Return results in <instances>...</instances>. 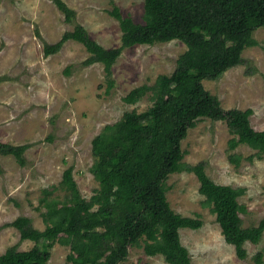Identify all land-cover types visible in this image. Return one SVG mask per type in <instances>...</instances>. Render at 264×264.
Wrapping results in <instances>:
<instances>
[{
    "label": "rangeland",
    "instance_id": "rangeland-1",
    "mask_svg": "<svg viewBox=\"0 0 264 264\" xmlns=\"http://www.w3.org/2000/svg\"><path fill=\"white\" fill-rule=\"evenodd\" d=\"M64 1L76 10V22L106 48L121 45L119 21L109 13L114 6L124 16L144 22V0ZM73 27L51 0H0V142L29 144L23 154L25 165L14 155L0 154V253L13 245L20 250L34 245L21 239L12 222L24 215L44 229L40 199L45 190L53 197L66 194L55 186L67 167H72L85 198L99 187L91 172L93 138L126 111L140 112L152 105L149 95L135 104L125 102L123 97L131 88L151 85L160 74L186 73L177 64L187 49L181 40L135 45L125 48L113 65L115 85L106 93L104 65L85 64L89 53L82 43L70 40L58 52L45 55L44 45L58 41ZM254 37L259 45L243 53L252 72L248 73L247 64H240L202 83L225 109L251 108L252 126L264 130V26L254 31ZM232 137L225 121L202 118L182 141L181 150L185 162L206 161L207 173L216 182L246 189L239 201L248 209L241 214L243 226L250 227L264 218V155L250 160L256 151L245 143L229 150ZM230 153L242 155L240 165L229 161ZM167 183L171 207L202 220L198 229H180L193 264H258L255 256L259 252H263L264 264V233L259 243L244 244L247 257L241 259L235 245L225 240L216 215L203 203L205 196L194 173H172ZM70 251V246L56 243L46 264L67 263ZM124 264L169 263L162 254L148 255L134 246Z\"/></svg>",
    "mask_w": 264,
    "mask_h": 264
},
{
    "label": "trees",
    "instance_id": "trees-1",
    "mask_svg": "<svg viewBox=\"0 0 264 264\" xmlns=\"http://www.w3.org/2000/svg\"><path fill=\"white\" fill-rule=\"evenodd\" d=\"M51 1L74 27L58 41L46 43L45 55L58 52L70 40L82 43L89 53L84 63L104 65L106 93L115 85L113 65L127 47L181 40L187 49L177 64L186 73L160 74L153 84L128 91L125 102L135 104L149 95L152 105L140 112L126 111L93 138L91 172L99 187L85 198L72 167H67L55 186L66 194L53 197L45 190L40 199L38 209L46 227H35L24 215L12 222L21 239L34 245L25 250L10 246L0 253V264H46L56 243L70 246L65 264H124L134 246L148 255L162 254L169 264H193L180 229H198L202 220L176 212L167 196L170 174L181 171L197 176L203 203L216 215L225 240L245 259L244 244L260 242L264 218L258 225L244 227L241 214L248 209L239 197L246 189L216 182L207 173L206 161L185 162L181 143L200 119L210 118L227 123L233 135L229 150L245 143L256 151L250 160L264 155V130L252 126L253 110L225 109L202 83L240 64H247L248 73L253 71L243 53L259 45L254 31L264 26V0H144L142 23L114 6L109 13L122 31L121 45L114 48L104 47L77 23V12L66 1ZM28 147L0 142V154L14 155L25 165L23 154ZM228 158L236 166L241 164L242 155L230 153ZM255 258L263 264V252Z\"/></svg>",
    "mask_w": 264,
    "mask_h": 264
}]
</instances>
